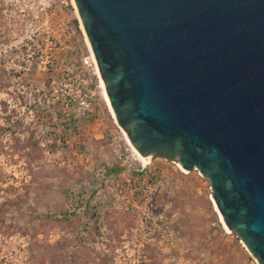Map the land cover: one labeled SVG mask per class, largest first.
I'll return each instance as SVG.
<instances>
[{
    "label": "rangeland",
    "instance_id": "374dc122",
    "mask_svg": "<svg viewBox=\"0 0 264 264\" xmlns=\"http://www.w3.org/2000/svg\"><path fill=\"white\" fill-rule=\"evenodd\" d=\"M68 4L51 66H0V264H258L207 178L138 159Z\"/></svg>",
    "mask_w": 264,
    "mask_h": 264
},
{
    "label": "water",
    "instance_id": "95a60500",
    "mask_svg": "<svg viewBox=\"0 0 264 264\" xmlns=\"http://www.w3.org/2000/svg\"><path fill=\"white\" fill-rule=\"evenodd\" d=\"M73 1L132 148L207 178L264 264V0Z\"/></svg>",
    "mask_w": 264,
    "mask_h": 264
},
{
    "label": "built area",
    "instance_id": "2783aa9c",
    "mask_svg": "<svg viewBox=\"0 0 264 264\" xmlns=\"http://www.w3.org/2000/svg\"><path fill=\"white\" fill-rule=\"evenodd\" d=\"M68 3L73 7L72 0H0V66L38 72L51 66L73 34Z\"/></svg>",
    "mask_w": 264,
    "mask_h": 264
},
{
    "label": "bare ground",
    "instance_id": "6f19581e",
    "mask_svg": "<svg viewBox=\"0 0 264 264\" xmlns=\"http://www.w3.org/2000/svg\"><path fill=\"white\" fill-rule=\"evenodd\" d=\"M72 5H73V7H74V9H75V12H76V15H77V17H78V14H77V11H76V7H75V4H74V1H73V0H72ZM79 21H80V20H79ZM80 25H81V22H80ZM80 27H81V29H82V31H83V33H84V30H83L82 25H81ZM84 36H85V33H84ZM85 39H86V36H85ZM86 43H87V45H88V47H89V51H90V54H91V59H92L94 65H95V67L97 68L96 63H95V60H94V57H93V54H92V51H91V49H90V46H89V44H88L87 39H86ZM97 72H98V71H97ZM100 83H101V86H102V88H103L104 99H105V101H106V104H107V106H108L110 112L112 113V110H111V107H110L109 101H108V99H107V96H106V93H105V90H104L103 82L101 81ZM112 114H113V113H112ZM133 151H134V153L137 155L138 159H139L142 163H145V162L147 161L146 159H144V158H142L140 155H138L134 149H133ZM141 158H142V159H141ZM219 216H220V215H219ZM220 219H221V217H220ZM221 222H222V224H223L225 230H226L227 232H229V230L227 229V227H226L225 224L223 223L222 219H221Z\"/></svg>",
    "mask_w": 264,
    "mask_h": 264
},
{
    "label": "trees",
    "instance_id": "16d2710c",
    "mask_svg": "<svg viewBox=\"0 0 264 264\" xmlns=\"http://www.w3.org/2000/svg\"><path fill=\"white\" fill-rule=\"evenodd\" d=\"M77 23H78V22H77ZM74 121H75V120L71 119V120L68 122V124H67V125H70V126L72 127V129H76V128H75L76 125H75V122H74ZM70 126H69V127H70Z\"/></svg>",
    "mask_w": 264,
    "mask_h": 264
}]
</instances>
